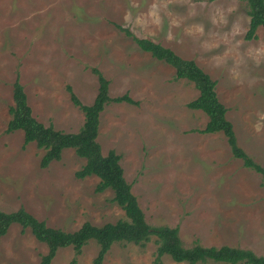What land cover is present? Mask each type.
I'll list each match as a JSON object with an SVG mask.
<instances>
[{
    "label": "rangeland",
    "instance_id": "obj_1",
    "mask_svg": "<svg viewBox=\"0 0 264 264\" xmlns=\"http://www.w3.org/2000/svg\"><path fill=\"white\" fill-rule=\"evenodd\" d=\"M247 6L239 0H0V210L23 208L48 227L74 232L125 218L99 179L75 177L85 160L73 149L40 167L43 149L23 146V132H6L19 79L32 116L44 126L76 133L82 105L93 103L98 70L110 98L99 115L97 142L114 151L145 220L176 227L185 248L223 245L264 256L261 176L232 156L221 133L202 134L206 115L187 104L193 84L142 51L150 40L194 61L216 82L237 145L264 169V28L246 39ZM70 89V91L68 90ZM156 238L144 246L115 243L102 264H155ZM47 252L28 229L10 225L0 238V264H38ZM89 241L79 255L57 251L51 264H92ZM156 264H186L161 257Z\"/></svg>",
    "mask_w": 264,
    "mask_h": 264
},
{
    "label": "trees",
    "instance_id": "obj_2",
    "mask_svg": "<svg viewBox=\"0 0 264 264\" xmlns=\"http://www.w3.org/2000/svg\"><path fill=\"white\" fill-rule=\"evenodd\" d=\"M239 1L244 2L248 9L249 27L245 37L247 40L254 39L256 29L264 28V0ZM116 27L131 37L142 51L150 53L154 59L171 66L175 71V79H184L193 84L198 91V97L189 102L187 107L201 111L207 117L205 127L199 132L223 134L232 156L241 160L244 168L259 174L261 185L264 187V169L237 145L233 126L226 118V108L217 97L216 82L194 61L185 60L168 48L150 40L138 39L127 29ZM92 71L99 81L98 92L93 103L89 106L82 105L71 94L73 104L84 115V123L78 132L65 133L38 122L32 116L26 94L17 77L13 83V106L9 109L10 120L6 132L12 133L20 130L23 132V146L35 143L37 148L44 150L40 160L41 168H47L51 162L59 161L63 150L73 149L78 157L85 160L81 169L75 173V177L84 179L91 175L96 176L99 179L96 192L111 190L113 192L112 201L123 210L125 218L100 227L85 222L78 230L65 232L48 227L45 222L37 220L23 208L10 213L0 210V238L7 233L12 224L20 225L22 232L28 229L33 237L47 248L46 254L41 257L38 264H51L61 248L70 247L76 255H79L89 241H95L98 245V252L92 264H102L113 244L133 243L144 246L152 237L156 238L157 245L155 264L163 256L170 257L174 262L186 264H264V256L256 255L248 249L226 245L204 247L199 244L185 248L176 227H151L147 224L135 196L131 193L130 184L124 178L119 164L120 157L112 150L104 156L97 142L99 115L107 104L126 102L135 105L137 103L132 101L127 94L110 98L108 81L98 70ZM68 90L70 91L69 88Z\"/></svg>",
    "mask_w": 264,
    "mask_h": 264
}]
</instances>
